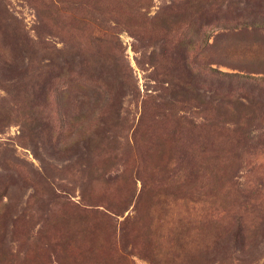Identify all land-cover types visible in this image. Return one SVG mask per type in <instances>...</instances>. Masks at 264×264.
I'll return each mask as SVG.
<instances>
[{"label": "rangeland", "instance_id": "obj_1", "mask_svg": "<svg viewBox=\"0 0 264 264\" xmlns=\"http://www.w3.org/2000/svg\"><path fill=\"white\" fill-rule=\"evenodd\" d=\"M0 264H264V0H0Z\"/></svg>", "mask_w": 264, "mask_h": 264}, {"label": "trees", "instance_id": "obj_2", "mask_svg": "<svg viewBox=\"0 0 264 264\" xmlns=\"http://www.w3.org/2000/svg\"><path fill=\"white\" fill-rule=\"evenodd\" d=\"M69 65H70V67H76V68H79V67H80V68H85V66L82 65V62H78L75 58H73V60L69 61ZM86 98H87L88 102H81V104H80V107H82V109H83L84 111H86V107H85V106H89V105L92 103V101H93L94 103H97V102L101 101V97H99V96L97 95L96 92H92V93L88 94V95L86 96ZM103 123H104L105 126H108L109 120H106V121H104ZM103 133H104L103 129H98L96 132H94L91 141H93L95 144H103V143H107V142H108V141H107V138H105L106 135L104 136ZM108 140H109V138H108ZM86 154L89 155V159H90L89 162H87V163H90L91 166H92L93 155H92V150L90 149L89 145H88L87 147L84 146V149H83V151L81 152V154L79 155V157H80V158H81L82 156L85 157ZM80 158H79V160H81ZM98 179H100V178H98ZM100 214H104V213L101 212ZM105 215H106V214H105ZM80 216H81V215H80ZM80 216H79V217H80ZM84 216L86 217L84 223H88V222H89V218H90V214H88V215H84ZM77 217H78V215H75L74 217H72V219H73V218H77ZM79 217H78V218H79ZM87 219H88V220H87ZM80 221H81V220H80Z\"/></svg>", "mask_w": 264, "mask_h": 264}]
</instances>
